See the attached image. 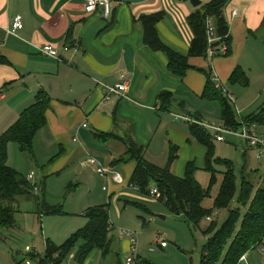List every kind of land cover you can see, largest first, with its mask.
Returning <instances> with one entry per match:
<instances>
[{"label": "crops", "instance_id": "obj_1", "mask_svg": "<svg viewBox=\"0 0 264 264\" xmlns=\"http://www.w3.org/2000/svg\"><path fill=\"white\" fill-rule=\"evenodd\" d=\"M109 1L111 16L104 19L99 9L87 13L83 0H0V55L7 62L0 65V134L33 103L37 92L44 91L50 105L45 112L46 125L37 132L33 148L38 152L36 147L41 144L53 153L52 149L57 147L58 153L48 160L51 164L47 176L62 174L89 157L111 169L112 160L121 157L126 149L119 141L96 139L97 134L109 132L120 137L127 133L144 148L147 161L153 164V158L167 159L173 145L179 148V154L186 155L185 164H196L192 155L196 150L202 156L196 167H204L205 150L189 135L187 127L195 120L206 124L204 119L213 114L220 119V108L209 102L217 107L210 111L202 104L198 109L193 100L205 101L200 96L205 75L210 74L214 87L229 97L240 116L260 101L264 93V0H228L223 15L229 27L231 54L211 59L190 58L188 64L192 69L182 78L168 72L162 53L143 44V31L136 21L142 15L163 12L164 18L156 25L160 40L173 51L186 55L192 40L187 17L198 7H192L188 0ZM199 1L203 5L213 0ZM233 11H237L236 17L231 16ZM16 16L21 17L23 29L17 37L6 36ZM43 45L59 50L62 62L41 55L38 49ZM64 47L68 51H62ZM237 67L246 74V87L228 83ZM122 74L128 81L124 97L114 95L105 101L102 85L117 84ZM163 92L172 96L168 112L161 111L157 103ZM179 115L189 121L181 120ZM258 130L263 128L256 127ZM13 145H8L7 154ZM178 161L173 165L174 175ZM7 164L15 168L9 159ZM183 164L181 176H176L182 177ZM134 168V161L113 168L124 182L111 184L112 193L130 190L128 182ZM262 176L264 180V173ZM12 243L6 244L9 251L0 245V264H17L19 252L11 247ZM24 251L29 252L27 246ZM92 252V257L100 253ZM245 255L246 260L238 264L252 262ZM89 256L83 264H92ZM69 260L74 261L73 256ZM103 261L99 259L98 264H104Z\"/></svg>", "mask_w": 264, "mask_h": 264}, {"label": "trees", "instance_id": "obj_2", "mask_svg": "<svg viewBox=\"0 0 264 264\" xmlns=\"http://www.w3.org/2000/svg\"><path fill=\"white\" fill-rule=\"evenodd\" d=\"M227 2L228 0H213L203 5L200 4L187 17L192 40L186 55L173 51L160 40L156 25L164 18L163 12L142 15L137 19L136 22L143 31V44L153 52L162 53L167 60L168 72L178 78L184 77L186 72L192 69L188 64L190 58L211 59L210 49L225 44L227 46L226 54L219 57H228L231 54V38L228 24L223 15ZM208 20L211 21L214 35L218 39L212 45L207 42ZM64 48L68 49V47ZM6 63V59L0 55V65ZM205 77L206 83L200 98L218 104L221 125L233 131H239L249 125L264 129V106L257 112L242 117L237 114L229 97L214 87L210 74H206ZM228 83L232 86L246 87L248 79L246 74L237 67L232 72ZM171 97L166 92L158 95L157 103L161 111H169ZM49 105L48 95L44 91L37 92L33 103L24 109L18 119L0 134V244L5 248L10 241H13L12 245L14 244V239L19 233L16 231L14 218L18 211L19 199L32 195L33 189H35L24 176L8 166L7 148L9 144H16L20 152L33 154L34 138L37 132L46 125L45 112ZM200 124H202L200 121L195 120L194 123L188 124L187 129L189 135L205 150L203 170L210 174L209 187L206 191L195 180L194 174L198 168L194 161L185 164L182 177L174 175L173 165L178 159L179 152L177 146L170 147L166 163L160 167L147 161L144 148L135 144L127 133H124L123 137L115 132L99 133L96 135V139L100 142L115 140L125 146V153L118 159L112 160L110 167L113 170L116 165L127 164L130 161L135 162L128 187H136L137 193L147 197L152 190H156L157 197L155 199L162 203L168 212L176 216L183 215L192 225L198 226L202 219L210 218L216 213L201 207L202 201L208 196L210 188L217 181V173L212 169V163L225 166L219 191L214 199V208L217 210L228 209L238 190L231 164L219 159L214 160L213 141L216 140L212 133ZM237 204L240 208L229 211L228 218L219 228L211 221L210 227L203 232L208 237L199 264H238L240 258L246 253L261 248L264 240V180L262 184L255 187L251 182L241 177ZM126 205L143 209L136 203H126ZM59 214V209L46 208L45 210V215ZM83 216L87 221L86 226L72 234L63 244L56 246L46 240L43 256L29 253L27 257L36 260L37 264H61L76 244L79 246L73 260L79 264H83L94 250L99 251L102 257H107L112 252L113 244V238L110 237L112 229L108 207L89 208ZM136 264L151 263L136 258Z\"/></svg>", "mask_w": 264, "mask_h": 264}, {"label": "rangeland", "instance_id": "obj_3", "mask_svg": "<svg viewBox=\"0 0 264 264\" xmlns=\"http://www.w3.org/2000/svg\"><path fill=\"white\" fill-rule=\"evenodd\" d=\"M235 90L238 91V89ZM193 102L190 103L197 105L198 109L202 107V104L211 108L210 111L217 107L207 103V101H198V99H194ZM263 105L264 93L260 101L250 106L251 108H247V111L243 112L241 116L253 114ZM175 109L179 111L177 107ZM204 121L208 122L206 125L219 124L217 114L211 115L209 119H204ZM258 133L264 136V129L258 130ZM213 145L214 160L229 162L232 166L238 189L237 195L241 177H244L255 187L262 184L264 161L258 159L256 149L249 148L243 140L233 137L227 138L225 142L213 141ZM36 148L39 150L36 152L33 148V154L22 153L14 144L13 147L9 146L8 152L9 164L15 167L13 168L15 171L25 178L31 172L33 173L34 179L30 184L35 188L32 195L19 199L18 211L14 215L16 231L19 233L11 247L19 252L16 259L17 264H25L26 262L37 264V261L29 259L27 254L43 256L46 240L56 246L63 244L72 234L86 226L87 221L83 216L84 212L97 206L108 207L109 222L112 229L110 237L113 238V244L112 252L107 257H101L100 253L92 257L93 252H91L89 261L92 264H98L99 259H103L104 264H122L123 257L127 255V243L129 244L130 239L126 233H131L135 238L136 258L139 260H145L151 264H199L208 237L203 232L210 227V222L213 221L219 228L228 218L229 211L240 208L237 204V195H234L228 209L217 210L214 208V199L219 191L222 173L225 171L223 164L212 163V169L217 173V181L201 203L204 210H212L217 215L210 217V221L202 219L198 226H194L183 215H172L162 203L153 197L142 196L129 189H125L124 193L117 195L112 193L109 180L98 176L95 171L96 167L86 164L89 158H83L74 167L70 166L63 173L61 172L62 174L59 173L60 175L47 176L46 170L51 164L48 160L58 153L57 147L52 149L55 151L53 153L41 144ZM200 148L204 150V148ZM192 155L197 159L195 165L199 167L202 156L196 150L193 151ZM179 159L180 161H178ZM151 160L160 167L166 163L165 156ZM177 161L179 167L175 166L176 174L180 171V164H185L186 155L184 152L178 153ZM179 176H181V172ZM194 177L200 187L206 191L209 187L210 174L204 171L202 167L197 169ZM103 188L108 189L109 193L103 191ZM126 203H136L143 209L126 205ZM46 208L59 209L60 214L45 215ZM120 232L123 235H120ZM160 242L166 243L167 247L161 248ZM25 246L29 249L27 253L24 251ZM78 246L79 244H76L61 264H79L75 260H69L70 256H75ZM260 247L264 249V241ZM1 248L5 250L3 246ZM247 255L249 260L253 262H249L250 264H264V254L258 249L249 251Z\"/></svg>", "mask_w": 264, "mask_h": 264}, {"label": "built area", "instance_id": "obj_4", "mask_svg": "<svg viewBox=\"0 0 264 264\" xmlns=\"http://www.w3.org/2000/svg\"><path fill=\"white\" fill-rule=\"evenodd\" d=\"M84 2V8L87 13H92L93 11L99 9L102 13V16L104 19H109L112 12V5L109 0H83ZM232 17L237 16V11H233L231 13ZM23 29V23L20 16H16L11 26L6 30V36H13L17 37L18 32ZM218 39L214 35L213 25L210 20L207 21V42L209 45H212L214 42H216ZM227 46L225 44L220 45L218 48L210 49L209 56L211 58H217L219 56H224L226 54ZM39 53L49 59H52L56 62H62L61 55L59 50L56 48H53L50 45H43L38 49ZM63 51H68L67 48H63ZM103 93H104V100H109L114 95H120L124 97V93L127 90L128 87V81L126 79V76L124 74L119 76V81L117 84L113 86H103ZM179 118L185 122H188L189 120L183 116L179 115ZM191 122V121H190ZM202 127H204L206 130H209L216 142H225L227 138H239L245 142V144L249 148H254L258 151V159H262L264 161V136L259 135L256 132V126L249 125L244 126L239 131H233L221 124L218 125H206V124H200ZM83 127H86L85 125ZM86 164L88 166L96 167V174L100 175L103 178H107L109 180V183L113 185H122L124 180L122 176L111 169H108L102 165H100L97 160L93 157H89V159L86 161ZM34 179L33 173H31L29 176H27L26 180L29 183H32ZM131 191L137 193L136 187H129ZM103 191L109 193L108 189L103 188ZM149 197L156 198L157 197V191L152 190L149 194ZM214 215H217L214 213ZM207 221H210L211 218H206ZM120 235H123V233L120 232ZM127 236L130 237L129 244H128V250L127 255L123 258L122 264H136V257H137V249H136V242L135 238L131 233H126ZM264 241V240H263ZM159 246L161 248H165L167 245L164 242H160ZM261 253L264 254V249L257 248ZM246 260V255L242 256L239 260V262H243Z\"/></svg>", "mask_w": 264, "mask_h": 264}, {"label": "water", "instance_id": "obj_5", "mask_svg": "<svg viewBox=\"0 0 264 264\" xmlns=\"http://www.w3.org/2000/svg\"><path fill=\"white\" fill-rule=\"evenodd\" d=\"M189 3L191 4L192 7L196 8L200 5V1L199 0H188ZM181 113L184 115L188 114V111L186 110H181Z\"/></svg>", "mask_w": 264, "mask_h": 264}]
</instances>
